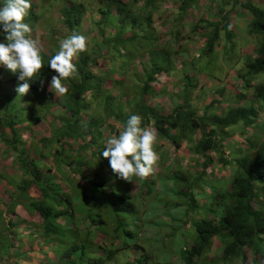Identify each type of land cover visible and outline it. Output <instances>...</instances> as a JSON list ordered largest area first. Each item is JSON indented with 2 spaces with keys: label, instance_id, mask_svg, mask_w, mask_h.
<instances>
[{
  "label": "rangeland",
  "instance_id": "rangeland-1",
  "mask_svg": "<svg viewBox=\"0 0 264 264\" xmlns=\"http://www.w3.org/2000/svg\"><path fill=\"white\" fill-rule=\"evenodd\" d=\"M0 1L2 3L1 6H3L4 0ZM71 1L81 2L85 5V12L78 31L87 38V50L85 53L89 54L91 58H95L96 61V65H89V70L98 76L101 82V94L95 96V100L91 99L90 102L87 100L88 109L85 112L83 111L82 119L88 120V117L91 116L99 120L103 118L107 125L112 126L111 130L105 124L102 128L104 140L102 143L103 149L100 151H103L107 139L123 131L124 122L127 121L124 118L126 107L129 108L128 113L130 110L136 108V105L130 104V101L133 94H136L139 89L141 91L143 80H145L146 74L150 70L147 52L141 50L137 54L140 47L137 44L132 46L131 41L126 42L123 40L122 47L111 45L107 49L102 48L97 53V56L94 57L96 55L94 50H97V45H100L95 42L99 39V35L97 34L96 27H93L94 20L97 17V7L91 0ZM180 1L162 0L156 3L158 9L152 15L153 31L151 29L148 31L144 42H152L155 47L167 51L158 52L157 50L155 53L156 56L152 62L161 67L162 75L155 76L150 84L158 83V81L166 83V89L159 88L158 90L156 87L146 84L145 90L148 91L146 93H149L146 97L147 102L151 101L150 99H154L152 100L154 111L169 114L179 99H184L187 109L203 111L204 106H208L207 99L219 96L220 101L224 104L220 103L222 106L219 107H209L212 113L221 109L225 110V105L230 106L237 99H241L244 103L246 100L252 101L254 95L253 89L250 90L251 93L247 90L238 91L239 94H245L236 98H231L228 95L227 102L224 99L227 93L232 94L237 88L234 81L236 78H233L234 73L232 72L236 70V67H230L232 66V62L236 61L238 49L249 40V26L245 12H235L233 4L234 1L240 2V0H197L196 3L191 4V7H188L191 10L186 9L178 14L177 7ZM245 1L264 9V0ZM221 2H226V8L224 7L223 9L225 12L230 11L227 7L228 4L230 7H233L231 9L233 13L230 12L229 17L233 19L231 30L234 31V36L231 38V41L234 44V48L230 49L227 47V52H224L225 54L218 55L216 52L212 54L210 50L204 49L203 46L201 47V41H204V39L199 34L201 30L198 21L199 18L203 19L205 17L204 14L209 8V11L211 10L214 14L218 10V6L221 5ZM197 3H204L202 9L196 8V6H200ZM195 4L196 6L192 8ZM31 5V11L36 18L32 22L31 38L38 42V45L42 49L41 52L56 54L59 51L60 41L70 35L62 27L59 16L62 7L69 5V2L67 0H31ZM139 6L140 4H137V7ZM236 8L238 7L236 6ZM111 14L114 15V12H111ZM164 16H166V20H164ZM208 20L211 21V18H208ZM239 24L241 25L240 27L238 26ZM104 31L109 32L108 29ZM123 37L124 35H121V38ZM135 40L139 41L140 39H136L135 37ZM166 47L168 48L165 50ZM219 47L222 48V45H219L218 49ZM148 48L152 49V47ZM243 51H246V49ZM165 53H168L169 62ZM116 54H119V56ZM101 56L104 58L103 62L100 60ZM240 59V63L248 60L245 57H240ZM237 61L240 60L238 59ZM172 66H175V68L170 72L173 69ZM142 68L147 70L145 71L146 74H142L143 71L138 72ZM126 70H129L130 73H125ZM52 76L37 80L35 85L36 90L33 92L29 91L28 94L22 97L18 96L16 92V88L18 87L17 82L8 80L10 78L13 79L15 74L8 70L3 72L0 75V117H7L17 125L25 128L18 148L22 147L24 157L29 155V158H31L30 160L27 158L28 169H31L30 166L33 162L41 164V176L45 175L46 171L44 170L47 168L49 175L55 177L51 179L52 182L49 185L47 192L49 196H54L56 192L68 193L65 197L70 202L71 210L76 211V217L81 214L87 215L90 213V225H85L84 222H81L82 224L77 228L78 233L76 237L75 234L69 232L68 221L70 219L66 215L61 216L62 219H58L56 222V219L51 220V223L54 221L56 223L55 226L62 231V233H60V230L56 231L57 233L53 235L42 234L39 228L41 220L36 213L31 214L30 218L21 215L19 219L24 220V222L18 223V225H11L9 221L11 217L18 215V209H21L22 214L28 215L34 208L41 210L43 207H47L48 201H44L39 197V189L42 188V184L48 178L43 177L44 181H40L39 183L33 181L31 177L21 176L19 170L12 167L16 166V164L8 165L11 158L6 153L0 152V264H66L67 261L62 256L65 251L72 248L74 243L79 247L76 250L72 249L75 251L70 252L72 254L70 259H68V261H73L74 264H89L88 259L92 260L99 256L101 249L99 250L95 247L98 243H102L100 247L105 251L114 250V248L119 249L114 259L104 261L103 264H182L176 253L180 248L187 247L192 243L194 221L203 217L210 220L213 219L212 214H206L205 207L208 206V209H212L215 205L212 198L214 192L216 190L226 191L230 184L227 178L219 180V182L218 178L221 176L217 177V180L212 176L218 167L216 163L217 155L210 154L213 165L210 164V168L207 169L208 171H203L204 166L209 167V164L203 165V159L198 158V160H195L196 155L191 149L192 145L179 141L178 147L180 146V149L178 150V148L174 149L173 145L169 143L161 146L160 141H156L153 148L157 152L159 160L154 166L153 174L145 179L132 177L131 182L121 179L117 181L111 180L110 183L97 184L104 187H96L97 182L94 184L95 177L90 175L91 171H88L87 177L90 179L89 181L81 179L79 178V174L70 172V170L75 171L77 163L67 164L69 169H65L62 166L59 167L63 163L54 162L53 159L51 160L48 157L50 150L59 153L61 149L56 144V139H53V135L52 137L50 136V133L55 129L54 126L57 128V135L61 134L60 131L66 130L64 122H61L59 127L56 121L61 116H57L58 112L63 113L61 108H58L62 107L63 99L54 90L53 92L49 90ZM183 76L187 77L185 80H188V84L191 86L194 85V88L191 90L187 89L182 94H178L177 91L184 85ZM166 77H169V79ZM41 81H43V84H41ZM125 82L129 83L124 84ZM182 82L183 84H181ZM62 83L65 86L68 84V79L62 81ZM257 84H264V73L257 74L256 78L251 81L252 87H256ZM223 87L224 91H221ZM49 92L53 93L52 101H48L46 97ZM105 95H110L108 97L109 103L107 104L109 107L106 109L98 108L97 110V106H101L103 103ZM124 102H128L126 107ZM115 104L121 105L115 108ZM47 107H49V112L45 113ZM113 113L118 114V118L123 123L108 117L109 114ZM262 113L264 115V108L259 110L260 117ZM143 126L153 128L152 123ZM241 126L242 124L238 123L229 129L237 133V135L240 133L238 135L240 137L235 136L234 133V135H231L232 137L224 136L221 138L220 149L222 150L223 157H228V152L233 147L230 144L231 140L235 142L239 141L238 143L241 145V136H249L252 133L251 127H245L244 132V130H241ZM174 133L176 134V132ZM258 133H260L259 130L256 131V134ZM47 136H50L48 142L47 138H44L37 144V141H34L40 137ZM28 137H32L33 139ZM239 144H234L237 145L238 152L239 148H241ZM93 146L97 147L98 142ZM3 147L4 144L0 142V149H4ZM75 147L76 142H73L72 148ZM66 153L67 151L60 152V155L64 154L63 159L67 158L65 157ZM34 154H37L35 155L36 157L41 155L44 158H39L40 160L35 161L36 157ZM76 154L78 157L82 155L81 151ZM97 155L90 157V152L87 149L83 157L88 161L85 164L91 163L94 159L96 163V160H98L96 159L98 158ZM12 160L15 161L16 159L12 157ZM103 164L107 168V164L105 162ZM226 168L222 170L225 174H228L230 167L227 166ZM80 169L81 172H86L84 167L81 168L80 166ZM217 170L220 173L218 168ZM230 172L233 174L232 171ZM100 173L107 175L108 171L102 168ZM215 176L219 175L215 174ZM225 176L232 177L231 175ZM36 186H38V189H36ZM52 190L54 193L51 192ZM99 192L106 196L111 195L116 197L118 194L123 195L124 199L131 203L133 210L135 209V214L131 215L122 210L113 212L109 209L108 200L105 201L106 197L104 195L103 198L105 200H100ZM185 193L188 194V197L191 195L195 200L197 203L196 209L184 212ZM58 196L60 197L61 195ZM66 202H61V208H66ZM100 202H103L107 208L102 206ZM116 217L117 220H120V228L117 230L114 229L117 222ZM50 219L51 217L48 216V220ZM72 222L76 226L77 218H74ZM62 227L67 228L64 229ZM15 228H17L16 231H14ZM14 232L15 234H13L12 238L11 233ZM262 243L261 246L264 253V240ZM123 244L127 246L122 247ZM219 246V240L213 239L208 253L201 257L205 258V261L202 263L194 262V264H208L213 260L215 261L214 264H240V259H232L226 263L221 261L216 262L220 260ZM82 253L83 257L80 256ZM143 257L147 261H142ZM252 258H256L258 264H264V259L258 255H253L249 248H243L242 259L244 264H248Z\"/></svg>",
  "mask_w": 264,
  "mask_h": 264
},
{
  "label": "trees",
  "instance_id": "trees-1",
  "mask_svg": "<svg viewBox=\"0 0 264 264\" xmlns=\"http://www.w3.org/2000/svg\"><path fill=\"white\" fill-rule=\"evenodd\" d=\"M91 1H93L97 7V17L94 20L93 27H96L97 34L99 35V39L95 42L100 44L97 45V50H94L96 54L94 57L97 56V53H99L102 48L107 49V47L111 45L122 47L123 40L126 42L131 41L132 46L137 44L140 47L137 54L141 50L147 52L149 62L148 67H150V70H148L149 72L146 74L145 71L147 70L142 68V74H146V78L143 80V86L141 87L142 92L139 89L136 94H133V97L131 96L132 99L130 104L136 105V108L130 110L129 113V108L126 107L129 101L126 103L124 102L126 107L124 118L128 119L132 115H139L143 118V125L152 123L153 128L157 133L156 141H160L161 146L169 143L177 149L178 144H180V140L184 141L185 144L188 143L192 145L191 149L196 155L195 159H203V165L209 164V167L204 166L203 171H208L207 169L210 168V164L213 165L210 154H216V163L218 167H215L219 169L220 173H218L216 168V172H214L212 176L216 178V180L217 177L221 176L218 178V181L227 178L230 182V186L226 191L216 190V192H214V196L212 197L215 203L214 207L212 209H208V206L205 207L206 214H212L213 219L210 220L203 217L194 221L192 243L187 247L180 248L176 253L177 257L181 260V263L194 264V262H204L205 258L201 257L208 253L213 239H218L220 245L218 247L220 260H217L216 262L221 261L226 263L230 262L232 259H240V264H244L242 259V249L245 247L249 248L253 255H258L260 258L264 259V253L261 246L263 244L262 241L264 240V115L262 113L261 117L259 116V110L264 108V84H257L256 87H252L250 85V82L256 78L257 74L264 73V9L259 8V6L256 7L246 1L233 2L234 7L239 6L241 10H244L245 16L248 18V33L251 38L250 41L252 48L250 55L242 56L240 47L238 49L236 61L233 59L234 61L232 62V66L230 68H234L236 65L240 64L243 72L241 73L240 69L237 71L238 78L235 80L238 82L237 85L240 88L247 87L248 89H253L254 95L252 101H249V105L246 106L245 104H238L236 106H228L220 113H218V110L212 113L210 112L209 107L216 106V104L219 103V100L215 99V97L210 98L209 105L206 107L204 106L203 111L189 110L186 108L184 99H179L178 103L173 106L169 114H163L158 113V111H154V108L152 107V100L154 99H150L151 101L147 102L146 97L149 93H146L148 91L145 90V85H148V83L153 81L155 76H157L162 70L160 66L152 62L156 56L155 53L157 50L158 52L166 51L155 47L152 42H144L148 31L150 29L153 31L152 15L157 12L158 7H156V3H159L162 0ZM196 1L197 0H181L177 9L178 14L179 11L182 13L186 10V8L191 7V4L196 3ZM67 2H69V5L63 6L59 14L61 25L70 35L73 32L81 34L78 30L85 12V5L81 2L71 0H67ZM137 4H140V6L137 7ZM1 5L2 3L0 1V6ZM224 7V2H221V5L218 6V10L214 12L215 17L211 14L209 8L207 12H205V17L203 19L200 18L198 21L199 28L201 30V33L199 34L204 39V41H201V47L203 46L204 49L210 50L212 54L214 52L218 55L225 54L224 52H227V47L230 49L234 48V44L231 41V38L234 36V31L231 30L232 22L230 23L229 21L230 11L225 12L223 10ZM111 12H114V15H112ZM208 18H211V21L208 20ZM35 19L36 18L33 13H31L30 9L24 22L31 28L33 25L32 22ZM105 29H108L109 32H105ZM121 35H124V37L121 38ZM135 37L140 40H135ZM0 42H4V37L2 35H0ZM219 45H222V48L219 47L218 49ZM148 47H152V49ZM41 55L44 67L41 69L39 77H34L30 84V91L32 92L36 90L35 85L37 80H42V78L56 75V73L48 67V62L55 54H46L41 52ZM116 55L119 56V54ZM165 56L168 57L167 61L169 62L168 54L165 53ZM221 56L224 57L223 55ZM240 57H245L248 60L240 63ZM238 59L240 61H237ZM100 60L103 62L104 58L101 56ZM74 63L78 69V75L68 79V84L65 85L67 92L64 95H61L63 99L62 107H58V105H56V107L61 108L63 112H58L57 116H61L58 117L56 121L58 122V126L61 122H64L66 130L60 131L61 134L57 135V128L54 126V131L50 133V136L52 137L53 135V139H56L55 142H57L56 144H58L61 149L59 153L57 151L50 150L48 152V157H50L51 160L53 159L54 162L58 161L63 163L59 167L62 166L65 169H69L67 164L77 163L75 171L70 170V172L72 171L79 174V178L81 179L89 181L90 179L87 176L89 174L88 171H91L90 175L95 177L94 184L97 182L96 185L110 183L111 180L117 181L118 178L112 173L108 160H105L102 156L103 151H100L103 149L102 143L104 140V133L102 132V128L104 124L107 125L106 121H104L103 118L99 120L94 116H87L88 120L82 119V115L88 109V105L86 104L88 103L87 100H89V102L91 99L95 100V96H99L101 94L100 78L89 70L90 64L96 65L95 58H91L89 54L83 52L74 60ZM4 68V66L0 65V75L7 70ZM183 79L184 85L181 90L185 92L187 89L191 90L194 88V85L191 86L188 84V80H185L187 79L186 76H183ZM8 80L16 81L17 85L21 83L18 81V74H15L13 79L10 78ZM128 83L129 82L125 84ZM37 95L43 96L41 94ZM46 97L48 101H52L53 93L51 94L49 92ZM108 97H110V95H105L103 97V103L101 106H97V110L98 108L106 109L109 107L107 105L109 103ZM216 98L219 99V96ZM246 102H248V100H246ZM120 105L121 104H115L114 107L118 108ZM46 110L47 111L45 113H48L49 107H47ZM108 117L113 118V120L115 119L117 122L123 123L122 120L120 121L118 118L119 115L116 113L109 114ZM125 123L126 121L124 124ZM238 123L242 124L241 130H244L245 127H251L252 133L249 136H241V145L238 143L239 141L235 142L234 140H231L230 144L233 145V147L229 150L228 157H223L222 150L220 149L221 138L224 136L232 137L231 135H234L235 132L230 131L229 129ZM107 126L110 130L112 129L111 125ZM0 128L2 129H0V142L4 144L6 149L5 152L8 157L11 158V161L9 162L10 164L8 165L16 164V166H12L13 169L16 168V170H19V174H21V176L31 177V179L35 182L40 183V181H44V179H42L43 177L48 178V180L42 184V188L39 189L40 195L38 194L44 201H48L46 205L47 207H43L41 210L34 208L26 216L30 218L31 214L34 213L39 215L41 220L39 228L41 229L42 234L53 235L60 229L55 226L56 223H54V221L51 223V220L56 219V222L58 219H62L61 216L66 215L70 219L68 221V227H70L69 232L75 234L76 237L78 233L77 228L82 224L81 222H84L85 225H90V213L87 215L81 214L76 217V211L71 210L70 202H68L65 197L68 193H54L52 190L51 192L54 193V196H49L47 193L49 185L52 182L51 179H54L55 177L49 175L47 168H45L44 171H46V173L43 176L40 175V172H42L40 170L41 164H35L33 162L30 166L31 169H28L27 158L28 160L31 158H29V155L24 157L22 154V147L18 148L25 128L17 125L9 118H4L2 116L0 117ZM257 130H259L260 133L256 134ZM174 132H176V134ZM238 135L235 133V136ZM50 136L40 137L34 141H37V144L44 138H47L48 142L50 140ZM28 138L31 139L32 137ZM70 142H76V147L72 148V143ZM97 142L98 146H93ZM234 144H239V146H241V148H239V152L237 151V145ZM83 148L85 149L81 150ZM87 149L90 152V157L98 154V158H96L98 160H96V163L94 159L91 163L85 164L87 160L83 157L84 152ZM61 151H67L65 154V157H67L66 159L62 158L64 154L60 155ZM80 151L82 155L79 157L81 158H79L76 154ZM35 155L37 154H34V156ZM12 157L16 160L13 161ZM39 158H44V156L42 157L41 155H38L35 161L40 160ZM103 162L107 164V168L104 166ZM80 166L81 168L84 167L86 169L85 173L81 172ZM227 166L230 167L228 169L229 172L232 171L233 174L231 172H228V174L224 173L222 169ZM102 168H105L108 171L107 175L100 173ZM215 174H218L219 176H215ZM225 175H231L232 177H226ZM96 187L104 186L97 185ZM36 189H38V186H36ZM99 194L100 200H105L103 198L104 194L100 192ZM58 195L61 196L59 197ZM104 196L106 197L105 201L108 200L107 204L109 209L113 212L122 210L126 213H130L131 215L135 214V209L133 210V206L124 199L123 195L118 194L116 197L111 195ZM185 198L184 212L197 208V203L191 195L188 197V194L185 193ZM63 201H67L66 208H61V202ZM100 204L107 208L103 202H100ZM48 216L51 217L50 220H48ZM74 218H77L76 226H74L72 222ZM119 222L120 220H117L115 223V230L120 228ZM9 223H11V225H18L21 221L14 222L11 218ZM62 228L65 229L67 227ZM60 233H62L61 230ZM98 244L95 245V247L99 250L101 249V254L92 260L88 259V262H90L89 264H103L104 261H111L114 259L115 254L119 250L114 248V250L105 251L100 247L102 246V243ZM123 246L127 245L123 244L122 247ZM78 247L79 246L74 243L72 248H69L64 252L62 257L65 261H67L66 264H74L73 261H68V259H70L72 254H70V252H74ZM80 256L83 257V253ZM143 258L144 259H142V261H147L145 257ZM214 262L215 261L213 260L208 264H214ZM248 264H258V262L256 261V258H252Z\"/></svg>",
  "mask_w": 264,
  "mask_h": 264
},
{
  "label": "clouds",
  "instance_id": "clouds-1",
  "mask_svg": "<svg viewBox=\"0 0 264 264\" xmlns=\"http://www.w3.org/2000/svg\"><path fill=\"white\" fill-rule=\"evenodd\" d=\"M179 4L180 3H178V5ZM224 4H226V2H224ZM30 9L31 0H4L3 6H0V35L4 37V42H0V65L4 66L11 73L18 74V81L21 83H19L16 88V92L18 96L22 97L29 93L33 78L39 77L40 71L44 67L41 55L42 49L38 45V42L31 38L32 29L24 22ZM231 11L232 10H230V12ZM166 49L167 48H165V50ZM86 50L87 38L82 34L73 32L60 41L59 51L48 62V67L56 73V75L51 77L49 84V90L51 92L54 90L55 93L59 95L66 94L67 88L62 81L78 75V69L74 60L78 58L79 54ZM238 66L242 73L243 70L240 65ZM140 71L141 70L138 72ZM232 72L234 73L233 78H238L237 72ZM235 83L237 88L234 93L230 88L229 90L232 94L227 93L225 95L224 93L226 102L229 98L228 95H230L231 98H236L245 94H239L238 91L247 90L251 93V89L247 87L240 88L236 81ZM41 84H43V81H41ZM221 91H224V87ZM216 97L215 99L219 100L216 106H222L220 103L223 102L220 101V98L218 99ZM209 100L207 99V105L210 103ZM238 104H245L248 106L249 101L244 103L241 99H237V101L234 104H230V106H236ZM228 106L225 105L224 108ZM221 111L222 109L218 110V113ZM156 140L157 133L155 129L144 127L143 118L139 115H132L127 119L123 131L107 139L102 156L108 160L112 173L118 179L127 182H131L132 177L145 179L153 174L154 166L159 160V156L153 148ZM12 234H15V232Z\"/></svg>",
  "mask_w": 264,
  "mask_h": 264
},
{
  "label": "crops",
  "instance_id": "crops-1",
  "mask_svg": "<svg viewBox=\"0 0 264 264\" xmlns=\"http://www.w3.org/2000/svg\"><path fill=\"white\" fill-rule=\"evenodd\" d=\"M197 4H199L200 6H196V8H201L202 9V6H204V3H197ZM214 7H216V6H214ZM227 7L228 8H230L231 9V7H230V5H227ZM238 8H236L235 7V12H238V11H244V10H241L240 9V7L239 6H237ZM191 8H188L187 10H190ZM203 10H204V8H203ZM202 10V11H203ZM211 11V10H210ZM212 12V11H211ZM232 12V11H231ZM233 13V12H232ZM212 14H213V12H212ZM204 16H205V14H204ZM213 16L215 17V13L213 14ZM197 18H199V17H197ZM204 18V17H203ZM174 19V18H173ZM172 19V20H173ZM200 19V18H199ZM247 20H248V18H246ZM164 20H166V16H164ZM230 20V23L233 21V19L232 18H230L229 19ZM196 21H197V19H196ZM163 22V21H162ZM229 23V24H230ZM239 27L241 26L240 24L238 25ZM250 37H249V40H248V42L245 44V45H243L241 48H240V52H241V54H242V56H244V55H250L251 54V41H250ZM244 49H246V51H243L242 52V50H244ZM238 65H236L235 67H236V70L234 71L235 73L239 70V66L237 67ZM132 67V66H131ZM173 67V69L172 70H170V72H172L173 70H174V68H175V66H172ZM123 68V67H122ZM141 72V71H140ZM125 73H130L129 72V70H126L125 71ZM162 74H161V72L156 76V77H158V76H161ZM236 75V74H235ZM167 79H169V77H166ZM125 83H127V82H125ZM124 83V84H125ZM238 83V82H237ZM149 85H151V86H154V87H156L158 90H159V88H163V90H165L166 88H165V86H166V83H160L159 81H158V83H155V84H150V83H148ZM157 84V85H156ZM182 84V83H181ZM180 87V86H179ZM182 87V86H181ZM183 88V87H182ZM181 88V89H182ZM179 90V91H177V93L178 94H182L183 93V90ZM166 103V102H165ZM164 114V113H163ZM182 140H180V142H181ZM184 142V141H183ZM4 149H0V152H3V153H6L5 151H6V149H5V147H3ZM180 149V146L178 147V150ZM196 160V159H195ZM1 165V164H0ZM5 167H7V166H5ZM31 198V197H30ZM14 208H16V209H18L17 207H14ZM13 208V209H14ZM19 210V213H18V215H15V217H11L12 219H13V221L14 222H16V221H21V223L22 222H24V220H20L19 219V217H21V215H23V216H26L25 214H22L21 213V209H18ZM14 212H16V210H14ZM13 213V212H12ZM27 217V216H26ZM19 228V227H18ZM15 230H17V229H15Z\"/></svg>",
  "mask_w": 264,
  "mask_h": 264
}]
</instances>
